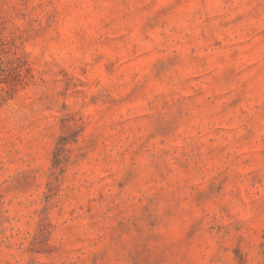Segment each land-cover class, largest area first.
Segmentation results:
<instances>
[{
	"label": "rangeland",
	"instance_id": "rangeland-1",
	"mask_svg": "<svg viewBox=\"0 0 264 264\" xmlns=\"http://www.w3.org/2000/svg\"><path fill=\"white\" fill-rule=\"evenodd\" d=\"M0 264H264V0H0Z\"/></svg>",
	"mask_w": 264,
	"mask_h": 264
}]
</instances>
